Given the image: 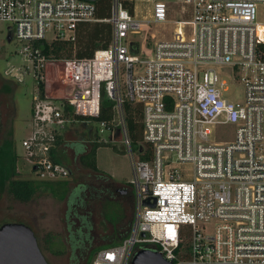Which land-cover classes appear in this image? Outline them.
<instances>
[{"label":"built area","instance_id":"built-area-1","mask_svg":"<svg viewBox=\"0 0 264 264\" xmlns=\"http://www.w3.org/2000/svg\"><path fill=\"white\" fill-rule=\"evenodd\" d=\"M263 7L264 0H109L100 18L95 0H0L7 39L21 42L18 53L36 82L58 59L42 42L74 45L83 22L111 25L105 47L63 59L67 93L37 87L21 141L31 171L44 180L70 177L50 151L75 122L87 128L85 139L123 146L134 189L129 231L97 250L91 264H130L140 247L172 264H264ZM167 20L171 36L153 40L152 25ZM214 65L231 69L242 98L223 94L227 81ZM4 74L20 79V69ZM102 96L112 101L110 117L100 118ZM126 101L140 106L138 146ZM226 123L235 126L232 137L214 138Z\"/></svg>","mask_w":264,"mask_h":264},{"label":"rangeland","instance_id":"rangeland-1","mask_svg":"<svg viewBox=\"0 0 264 264\" xmlns=\"http://www.w3.org/2000/svg\"><path fill=\"white\" fill-rule=\"evenodd\" d=\"M264 10V7H263ZM170 15L176 16L175 9L171 8ZM186 19L188 15H183ZM174 23L171 20L154 23L152 25L153 40L168 38L173 31ZM7 23L0 20V138L13 139L17 152V177L36 178L31 171V164L27 160V154L21 141L31 130L32 123V101L36 93L37 85L32 70L26 69L27 62L18 53L21 42L13 38L7 39ZM153 43V41H148ZM145 45V42L143 43ZM74 50L66 49L61 57L52 59L45 65V75L42 78L45 92L49 96H58L60 93H67L63 86V59L72 58ZM20 69V79L10 78L4 74L5 69ZM216 72L226 79L227 89L223 94L233 99L242 98L243 85L235 81L233 72L228 66L221 67L214 65ZM212 75V71H210ZM10 89L9 93L5 87ZM63 86V87H62ZM95 126V122H93ZM234 124L226 123L217 126L213 131L214 138H230L234 132ZM76 129V132H75ZM87 128L81 122H75L74 128L67 131L65 137L70 140L87 138ZM79 145V144H78ZM67 165L74 170L73 175L68 177L70 186L81 183L85 184V191L81 194L86 202L85 207H78L79 214L88 210L92 220V229L88 234L76 231L79 221L68 229L65 217L67 200L57 198L49 190L40 189L35 192L29 201H20L7 191L0 188V224L6 221H21L28 224L37 236L40 248L50 264H83L86 255L92 246L111 242L115 238H122L128 231L129 224L133 216V194L134 189L131 184L132 167L130 159L123 146L119 142L104 143L97 147V161L100 168L108 174H112L115 181L99 183L96 173H91L79 162L73 149L66 146ZM65 162V163H66ZM109 174V175H110ZM119 185L127 187V191L122 193L115 189ZM77 191H82L81 186H75ZM114 188V189H113ZM211 229V225H207ZM72 235V236H70ZM91 243L87 238L91 237ZM122 236V237H121ZM84 246V247H83ZM59 247L64 251L60 254L54 252Z\"/></svg>","mask_w":264,"mask_h":264},{"label":"trees","instance_id":"trees-1","mask_svg":"<svg viewBox=\"0 0 264 264\" xmlns=\"http://www.w3.org/2000/svg\"><path fill=\"white\" fill-rule=\"evenodd\" d=\"M95 2L97 6L96 16L100 18L108 16L109 0H95ZM110 27L111 25L107 21L83 22L78 28L77 39L74 45L65 40H56L49 44L47 42H42L40 46L42 51L49 57H61L66 49L70 50L72 48L74 50L75 56H88L93 53L95 48L105 47L108 44L110 39ZM8 82L9 81L7 80L5 81V87L9 93L10 89L6 86ZM36 85L38 87L39 92L43 94L45 91L43 80H37ZM111 107V99L102 96L100 118L110 117ZM125 108L128 130L132 142L134 146H138L139 141L141 140L142 131L140 120V106L137 103L126 101ZM61 140L62 137L59 136L57 142H60ZM104 143L109 142L95 141L90 139L87 141L83 140L67 142L68 146L71 145L76 150L77 162H79L80 165H82L86 169H89L91 173H96V177L98 178V181H100L99 183L103 184L108 180H113L111 175L105 173L104 171H101L96 165V149L99 145ZM55 151V148L51 149V158L55 161H62L59 157L55 155ZM140 156L142 158L148 157L147 154L142 153H140ZM16 164L17 152L13 139L0 138V188H6L7 191L13 196V198L20 201H29L33 197L35 192L40 189L49 190L51 194L57 198H66L67 209L65 212V217L67 219L66 225L68 229L71 232V226L77 221H79L80 226L76 228V231L78 230V233L82 234L83 231L80 228L82 226L86 228L83 234L89 233V230L92 229V220L89 218L90 211L86 210L79 214V210L77 209L78 207H85L83 202H86V200L84 201L83 198L85 197L81 195L83 194L82 192H84L85 190L82 189V191L79 192L76 190L75 187H71L69 179L44 180L38 178L17 177ZM70 169L73 170L72 168ZM72 172L74 173V170ZM128 231L122 235L123 237H121L124 238L128 234ZM86 239L88 243H91L90 241L92 239V235L89 238H87L86 236ZM121 239L115 238L111 242L101 243L92 246V248L87 253H85V264H91L92 258L97 250L118 243ZM63 251L64 249L61 247L54 250L56 254H60Z\"/></svg>","mask_w":264,"mask_h":264},{"label":"water","instance_id":"water-1","mask_svg":"<svg viewBox=\"0 0 264 264\" xmlns=\"http://www.w3.org/2000/svg\"><path fill=\"white\" fill-rule=\"evenodd\" d=\"M122 189L121 192H123ZM148 199H145L147 202ZM153 204V203H152ZM0 264H50L43 254L33 229L21 221L0 224ZM130 264H172L150 247L135 250Z\"/></svg>","mask_w":264,"mask_h":264},{"label":"crops","instance_id":"crops-1","mask_svg":"<svg viewBox=\"0 0 264 264\" xmlns=\"http://www.w3.org/2000/svg\"><path fill=\"white\" fill-rule=\"evenodd\" d=\"M84 125V124H83ZM73 129V128H72ZM75 132H76V129H75ZM67 133V132H66ZM66 133H65V135H66ZM86 134H87V131H86ZM65 135H64V137L62 138V140L60 141V142H58V144H57V146H56V148H55V155L57 156V157H59L63 162H66V161H68V157L66 156L67 154H66V146H68V144H67V142H70V141H87V139H85V138H83L82 137V135H80V134H78L79 135V137H81L82 139H80V138H78V139H73V140H70L69 138H67V137H65ZM69 147H71L72 149H73V151H74V153L76 154V150L71 146V145H69ZM67 163V162H66ZM96 165H97V167L101 170V171H104L105 173H107L105 170H103L102 168H100L99 167V165H98V161H97V149H96ZM110 174V173H109ZM110 175H112V174H110ZM112 177V176H111ZM66 179H68V178H66Z\"/></svg>","mask_w":264,"mask_h":264},{"label":"flooded vegetation","instance_id":"flooded-vegetation-1","mask_svg":"<svg viewBox=\"0 0 264 264\" xmlns=\"http://www.w3.org/2000/svg\"><path fill=\"white\" fill-rule=\"evenodd\" d=\"M72 171H73V170L70 169V175H71V176L73 175V172H72ZM77 185H79V186H83V187H82L83 190H85V188H86V186H85L84 183H83V184L79 183V184H77ZM75 186H76V185H75ZM75 186H74V187H75ZM113 189H114V188H113ZM115 189H116V190H119L120 192L122 191V189H124L123 192H126V191H127V187L122 188V187H120L119 185H116V186H115ZM83 264H85V260L83 261Z\"/></svg>","mask_w":264,"mask_h":264}]
</instances>
